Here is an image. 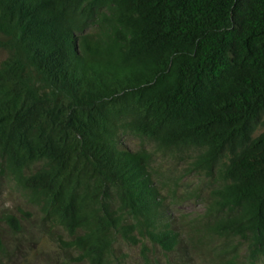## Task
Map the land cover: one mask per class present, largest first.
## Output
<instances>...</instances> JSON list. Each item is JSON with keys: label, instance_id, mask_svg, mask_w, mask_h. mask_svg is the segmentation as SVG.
I'll list each match as a JSON object with an SVG mask.
<instances>
[{"label": "trees", "instance_id": "16d2710c", "mask_svg": "<svg viewBox=\"0 0 264 264\" xmlns=\"http://www.w3.org/2000/svg\"><path fill=\"white\" fill-rule=\"evenodd\" d=\"M0 50V155L85 264L178 242L127 133L194 150L209 232L264 256V0H0Z\"/></svg>", "mask_w": 264, "mask_h": 264}, {"label": "rangeland", "instance_id": "374dc122", "mask_svg": "<svg viewBox=\"0 0 264 264\" xmlns=\"http://www.w3.org/2000/svg\"><path fill=\"white\" fill-rule=\"evenodd\" d=\"M4 57L0 50V61ZM122 139L129 149L147 152L149 173L163 203L162 218L175 230L178 242L164 251L146 239L132 244L117 238L115 264H264V256L249 262L246 240L209 232L207 227L215 217L206 214V207L218 184L214 175L194 167V150H160L151 140L129 133ZM11 215L17 228L6 220ZM0 238L4 244L0 264H85L67 244L69 234L16 183L1 155Z\"/></svg>", "mask_w": 264, "mask_h": 264}]
</instances>
